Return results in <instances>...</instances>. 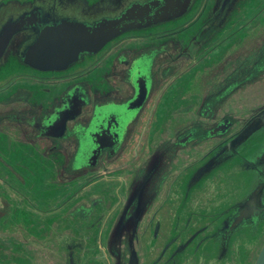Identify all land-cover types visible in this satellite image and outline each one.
Listing matches in <instances>:
<instances>
[{"label":"flooded vegetation","instance_id":"flooded-vegetation-1","mask_svg":"<svg viewBox=\"0 0 264 264\" xmlns=\"http://www.w3.org/2000/svg\"><path fill=\"white\" fill-rule=\"evenodd\" d=\"M171 1L0 0V67H5L0 70V87L23 77L36 82L74 81L101 66L125 40L155 39L162 36L159 33L186 31L193 21L204 20L196 32L181 38L184 47L177 51L178 59L172 58L166 43L154 45V54L139 68L137 58L141 55L131 59L116 56L118 64L109 66L105 75L115 78L111 88L117 91L107 94L106 102L120 103L132 95L135 85L131 82L143 85L150 81L145 102L127 124L124 113L120 127L113 126L112 119L99 124L97 104L88 99L91 108L75 115L74 122L81 128L63 135V148L38 124L55 107L44 109L37 103L25 109L0 110L4 116L12 112L37 115V124L10 120L0 124V140L7 149L12 147L15 152L17 141L21 155L40 156L35 161L43 164L49 156H56L54 167L46 168L59 182L76 184L55 206L59 208L57 219L53 220L54 214L39 226L32 222L28 210L9 201V189L0 188V264H264V65L260 67V62L256 77L249 74L248 94L237 93L244 83L237 80L228 88L233 94L228 89L207 92L200 101L196 97L164 115L163 110L158 113L160 85L170 86L173 73L192 67L191 59L183 61V57L195 55L191 46L201 41L202 28L210 22L216 25L233 20L230 15L237 0L224 6L223 0H213L210 6V0H178L180 17H165L152 27L129 30L126 38L101 47L96 55L56 61L52 68L63 71H36L30 63L38 61L23 58L44 35L49 34L48 44L41 45L46 48L58 41L54 37L62 40L71 32L67 35H74V53L80 48L76 39L79 23L110 20L136 5L150 4L158 9ZM5 27L9 32L3 35ZM43 62L40 64H50ZM7 98L9 106L13 94ZM151 104L158 107H154L155 114L152 109L156 120L148 124ZM54 105L59 106L58 100ZM59 111L57 108L55 114L62 122L73 114ZM177 116L180 122H173ZM14 124L25 130L21 126L16 134ZM36 127L45 133H36ZM87 127L92 132L81 150ZM245 130L248 132L243 135ZM231 139L234 141L229 144ZM0 157L23 183L29 178L15 169L13 159L4 154ZM130 167L132 171L124 172ZM73 168V174L65 176ZM99 171H105L104 176H98ZM1 175L0 183L12 187V181Z\"/></svg>","mask_w":264,"mask_h":264},{"label":"rangeland","instance_id":"rangeland-1","mask_svg":"<svg viewBox=\"0 0 264 264\" xmlns=\"http://www.w3.org/2000/svg\"><path fill=\"white\" fill-rule=\"evenodd\" d=\"M213 0L209 1V6L212 4ZM264 19V0H250L248 5L244 7L243 9H240L236 15H234L233 20L230 21L228 25H226L219 33H217L212 39H210L208 42L206 41L204 43V40L210 33L214 30V25L210 24V26L203 27V33L201 36V41L198 43H194V46L191 47L194 48L193 54H195L192 57H183V61H192L193 65L192 67L188 68V70H192L194 67L202 65L205 62H218L220 58V54L224 52V50L227 48L228 44H230L239 34L240 32L248 27L252 22L256 20H262ZM199 20H195L192 22V26L190 25L189 28L186 31H175V33H168L166 32V36H158L157 38H149L147 40H135V41H129L127 43H123L120 48L114 49L111 56L101 65H97L93 69H91L89 72L84 73V75L81 74V77H77L76 79H72L75 82H80L79 84H75L72 86V81H60L57 83L52 82H36L33 79L23 77L20 78L14 82H12L9 86H1L0 87V108L1 110L5 108H23V106H29L30 104L33 106L37 103L41 105V107H44V109H49L51 106L59 99V97L62 95V92L65 88L68 86H72L69 90H72V92L76 95V98L78 99V103L74 104L72 113L76 114L79 110L80 102L82 94H86L87 92V86L91 88V93L93 92V96L95 93V90H97V93L103 94L106 92L112 85L113 82H115V78L113 77H107L105 74L110 72L109 66L117 65L118 61L116 56L118 54H121L125 58H132L136 55H147L145 57H139L137 58L138 66H144L149 61V54H154V52H151V48L155 45H161V44H170V51L172 53V58L178 59L180 55H177V51L181 50V47L183 48L184 44L175 43L172 40H177L178 37H185V35H190L197 30ZM212 25V26H211ZM164 32L159 33V35H163ZM172 38H168L171 37ZM149 45V46H147ZM204 45V47H200ZM147 46V48L141 49L142 47ZM186 49V48H185ZM185 49L183 51H185ZM132 50V51H128ZM139 50V51H137ZM197 50V51H195ZM184 54V52H182ZM220 55V56H218ZM218 56V57H217ZM152 56H150L151 59ZM163 59V58H162ZM257 59H260L257 60ZM178 62V60H175ZM261 62V64H260ZM192 63H189L190 65ZM260 64V67L264 65V52L261 53L260 57L258 58H250L248 60L241 59L237 62H235L231 67L227 68V73L230 75H235L240 82L243 83L240 85L237 93L242 92L245 89L244 85H247L252 80H248L250 76L256 77L257 74L260 72L257 70L258 65ZM186 71L187 74H190L189 71ZM258 71V72H257ZM203 74L205 73L202 71ZM255 72V74H254ZM207 73H211V70L209 69ZM185 74V71L184 73ZM185 74V75H187ZM250 74V76H249ZM185 75L182 77L179 76V74H172L170 79V82L173 79V82H171L170 86H167V84H162L159 87V95L158 97L160 100V105L158 108V113L162 110V115L165 114V112L169 109H171L173 106H182L185 102V104L189 103L194 99V90L198 88L196 85H190L191 82V75H188L187 79L185 80ZM256 75V76H255ZM210 76V75H208ZM223 78H225L223 76ZM251 78V77H250ZM185 80V81H184ZM248 80V81H247ZM70 81V82H69ZM73 81V82H74ZM219 82V81H218ZM258 82H262L260 79ZM74 87V88H73ZM77 88V89H76ZM218 90V86H215V92ZM233 91V90H232ZM11 94H13V98L10 101L9 106H7L9 99L7 97H10ZM5 96H7L5 98ZM17 97V98H16ZM28 97V98H27ZM16 98V99H15ZM5 99V100H4ZM26 99V100H25ZM29 99V101H28ZM257 99V97H256ZM17 100V101H15ZM93 100V99H92ZM113 101H108L105 104L104 107H100V109L104 108H110ZM154 107H158L157 104H151L150 109L147 113L150 114V120L148 124L151 123V119L154 118V114L157 109L154 110ZM86 109V108H85ZM154 114H153V110ZM106 110V109H105ZM110 115L106 119H112L115 121L116 124H119L120 116L122 117L123 113L120 109H110L108 112ZM158 117V115H157ZM37 115L32 114L30 112L28 113H20V112H12L8 116L0 115V124L6 122L7 120L10 121H28L29 123H36L37 124ZM45 119V118H44ZM44 119H42L41 123H38L39 125H44ZM98 119V116H97ZM104 116L101 115L99 120H103ZM148 119V114L145 115L142 125L146 126ZM33 121V122H32ZM40 130L36 127L35 132H40ZM43 131V130H42ZM44 132V131H43ZM35 133V134H36ZM45 133V132H44ZM141 138V137H140ZM61 144L59 146L64 148L63 141H59ZM20 143L15 142V152L11 148H6L5 142L3 140H0V155L4 154L6 155L10 160L13 159L15 169L21 172L27 173L29 176L28 179H25L24 183L20 180V177L17 176L16 173H12L11 168L7 167V164L3 162L2 158L0 157V177H2L1 174H5V177L12 181V187H8L5 185V183H0V188L3 190L6 189L11 194V197L9 198V201L11 200V203L13 205H18L30 212V217L33 223L35 225L39 226L40 222H47L48 219L52 215L55 219H57L58 214H56L59 210V208L56 209V205L60 203L63 196L67 193H71L72 190H74V187L76 184H72L71 182L69 184L59 182L56 178L57 176L51 175V172L46 168L50 169L51 167H54L53 162L56 160V156H49L47 158L48 160L44 162L46 165L43 164L42 160H39V162L35 161V159H39L40 156H38L35 159H32L30 156L21 155V153L18 152L17 148H20ZM22 151V150H21ZM9 153V154H7ZM75 155V151L74 154ZM136 165V164H135ZM134 165V166H135ZM133 167L126 168L124 172L132 171ZM74 172V168L70 173H65V176H71ZM102 173V176H104L105 171H99L100 176ZM117 175L116 173H112ZM4 177V176H3ZM55 177V180L52 179ZM51 178V179H50ZM14 181V182H13ZM65 205L63 204V208Z\"/></svg>","mask_w":264,"mask_h":264},{"label":"water","instance_id":"water-1","mask_svg":"<svg viewBox=\"0 0 264 264\" xmlns=\"http://www.w3.org/2000/svg\"><path fill=\"white\" fill-rule=\"evenodd\" d=\"M177 1L178 0H172L170 4H167L165 6H161L158 9H156L155 7H153L150 4L136 5V6H132V7L127 8L119 16H117L113 19H110V20H99V21H95L93 24L88 23V22L87 23H82V22L79 23V27H78L79 30L77 32L76 39L77 40L79 39L78 45L80 48H76L75 49L76 52H74V53L71 52L72 51L71 38L74 35H72V34L67 35L71 32H67L66 35L63 36L62 40L60 39L61 36L54 37L55 40H58V41H55L53 43V45L52 44L48 45L46 48H44V46L42 47L41 45L42 44H44V45L48 44L49 34L44 35L45 37L42 36L41 37L42 39L41 40L39 39L37 41V43L34 44L33 48H31L27 52H25L26 56H24L23 58L25 61H38L37 64L30 63L31 65L36 66L35 67L36 71H41V70H48V71H55V72L63 71L62 68H60V69L52 68L54 63H56V61H60V62L63 61L64 63H66L67 61L70 62L74 59H78L79 57H82V55H83V57L85 56L86 58H87V55H91V54L96 55L98 53V51L101 49V47L103 48L104 46H107L108 44L110 45L111 43L117 44L120 41H122L124 38H126L128 33H129V30L152 27L153 25L158 24L161 21L163 22V20H161V19H165V17H175V18L180 17L181 13H180L179 8L177 7L178 6ZM228 1L229 0H223V6L226 5ZM262 20H264V19H262ZM19 21L24 22L25 20H19ZM203 21L204 20H199L198 25H197L198 26L197 29L200 27V24L203 23ZM230 21H232V20H222L221 22L216 24L214 26V30L210 33V35H208V37L205 38L204 43L206 41L208 42L210 39H212L226 25H228L230 23ZM257 21H259V20L252 22L248 27L243 29L240 32V34L230 44H228V46L224 50V52L222 54H220L221 56L218 55V56H220L219 61L222 59L223 60L225 59V63L222 66H220V68H218V71H216V73L210 78V87L208 89L207 95L212 94V93L222 92L223 90L228 89L229 86H231L233 83H235L238 80L236 77L234 78L235 75L232 76V75L227 73L226 70L228 67H231L235 62H237L241 59L248 60L250 58H257V57L259 58L261 53L263 54L264 42L260 48L254 49L248 55H242V56H239L236 58L230 56V54H231L230 49L234 45V43L240 38V36L242 35L243 32H245L246 30H250L255 25V23ZM210 24H211V22L207 26H210ZM18 28H19V26L13 27V29H18ZM38 28L41 29V32H42V30H44L43 27L40 25H38ZM8 32H9V27H5L4 30L2 31V34L5 35ZM171 33H173V32H171ZM42 34H43V32H42ZM166 35L167 34L162 35V36H166ZM172 37L173 36L168 37V38L170 39ZM1 38H2V36H1ZM66 38H69V40ZM181 38H183V37H178L177 40H172V41L180 44ZM43 39H45V41H43ZM135 40H147V39L125 40V41L121 42L119 44V46H121L123 43H127L129 41H135ZM147 46H149V45H147ZM201 47H204V45H202ZM89 53H91V54H89ZM27 54L29 56H27ZM30 55H31V57H30ZM144 56H146V55H144ZM140 57H143V56L141 55ZM40 61H45L43 63L47 62L50 64L41 65ZM216 63L217 62H214V63L213 62H205L202 65L194 67L190 71L188 70L190 74H187L185 72V74H187V75H185V74H183L184 73L183 72V73L179 74V76L182 77L183 75H185V77H188V75H191L190 77H193V75H196L202 71H208L209 69L212 72L214 69L212 66L214 64L216 65ZM139 67L140 66L137 65V68H139ZM129 68H131L132 72H135V70H134L135 67H133L131 65V67H129ZM0 70H5V67L1 66ZM223 76L225 78H223ZM79 83L80 82H73L72 81L71 85L74 86L75 84L77 85ZM131 83L133 85H135L134 93L132 95L128 96L124 101H122L120 103H114L113 102L110 108H104V109H100V107H104L105 98L103 96L96 98V93L93 96V92L91 93V88L87 86V92H86V94H82L81 102H80V109L78 111L81 112L82 109L88 111L90 104H87V101L89 99L91 103L97 104L96 111H98V112L96 114L98 115L99 119H100L101 115H103L104 119H106V116L108 115V112L110 109L112 110V109L118 108L122 111V113L125 114L124 123L127 124L129 122L128 120H130L131 117L137 115L139 108L145 102L146 97H147V93H148V87L150 86V84H149L150 81H145L143 83V85H141L137 81L131 82ZM131 83L130 82L127 83L128 87H131ZM136 85H137V88H136ZM216 85L218 86V90L215 92V86ZM72 86H68L67 88H65L62 92V95H66L67 93L72 91V90H69ZM229 93L233 94L234 91L231 90ZM62 95L58 99L59 106H55L54 104L51 106V108L55 107L54 110L51 112V114H54L55 110L57 108H59V110H60V107L63 103V100L61 98ZM196 97L200 101L201 97L199 95L194 94V99ZM184 104H185V102H184ZM178 107H179V105L177 107L173 106L171 109L167 110V112H170L171 110H174L175 108H178ZM51 108H49V109H51ZM95 117H96V115H95ZM95 117H94V119H95ZM64 121H65V119H64ZM64 121L62 122V126H64V124H65ZM102 121L103 120H100L99 124L102 123ZM116 125L117 124L114 122L113 126H116ZM118 127H120V123H119ZM118 129L119 128H117L116 131H118ZM45 130H46V128H45ZM89 131L91 133L92 128L87 127V131L85 132L86 136H85V139L83 141L84 143H86L87 139L89 138ZM247 132H248V130H245L243 135L246 134ZM48 133L53 134V132H48ZM54 133L56 135L61 134V132H54ZM232 140L233 139H231L229 141V144L232 142ZM99 141H102V139H99ZM83 145L84 144H82L80 147L81 150L84 148V147H82ZM209 154H210V152H209ZM131 264H135V263L132 262Z\"/></svg>","mask_w":264,"mask_h":264},{"label":"trees","instance_id":"trees-1","mask_svg":"<svg viewBox=\"0 0 264 264\" xmlns=\"http://www.w3.org/2000/svg\"><path fill=\"white\" fill-rule=\"evenodd\" d=\"M248 2L249 0H237L232 7V10H231L232 13L230 17H233L234 15H236L240 9H242L248 4ZM263 42H264V20H259L255 23V25L250 30H246L245 32L242 33L240 38L231 47L230 56L236 58L242 55H248L254 49L260 48ZM224 63H225V59L224 60L222 59L219 62H217L216 65L214 64L212 66L214 69L210 74L207 73L208 71H204L205 72L204 74L203 72H199L198 74L193 75L189 86L190 85L198 86V88L194 90V94L199 95L200 97L202 96L205 97L210 87V78L216 73V71H218V68H220V66H222ZM244 86H245V89L242 91V93L248 94L249 88L247 87V85H244ZM111 91H117V90L115 88H110L103 94L97 93V90H95L96 98L101 97V96L105 97ZM242 101L246 102L247 100H243L242 98ZM25 108L26 106H23L22 109H25ZM90 108H91V105H89V109ZM179 117L180 116L173 118V122H180L178 120ZM14 126H15L14 128H15L16 134H18L17 131L19 130V128H21L22 125L20 126L19 124H14ZM24 130H25V127H24Z\"/></svg>","mask_w":264,"mask_h":264},{"label":"crops","instance_id":"crops-1","mask_svg":"<svg viewBox=\"0 0 264 264\" xmlns=\"http://www.w3.org/2000/svg\"><path fill=\"white\" fill-rule=\"evenodd\" d=\"M136 88H137V85H136ZM229 89H231V87ZM229 89H228V92L230 91ZM62 100H63V103H62V105L60 107V111L58 113H60V112H64L66 114L72 113L74 104L78 103V99L76 98V95L72 91H70L69 93H67L66 95L63 96ZM79 109H80V106H79ZM75 115H77V114H72L70 116H65V119H67V122H66V120L64 121L65 122L64 126H62V121L60 120V116L59 115H57L55 113L54 114H49V116L46 115L47 118H45L44 127L46 128V130L48 132H53V134H50L49 136L48 135L47 136L48 137H50V136L53 137L54 140L61 141V139H64V138H62L63 135L71 134L72 132H74V130L80 129L81 127L79 126L78 122H74ZM58 125L61 126L60 129L57 127ZM54 132H61V134L60 135H56ZM82 144H84L83 140L81 141V145ZM84 146L85 145H83L82 147H84Z\"/></svg>","mask_w":264,"mask_h":264}]
</instances>
